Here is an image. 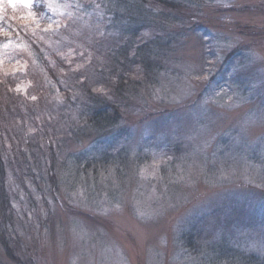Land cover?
<instances>
[{
    "label": "rangeland",
    "instance_id": "374dc122",
    "mask_svg": "<svg viewBox=\"0 0 264 264\" xmlns=\"http://www.w3.org/2000/svg\"><path fill=\"white\" fill-rule=\"evenodd\" d=\"M0 264H264V0H0Z\"/></svg>",
    "mask_w": 264,
    "mask_h": 264
},
{
    "label": "snow or ice",
    "instance_id": "6c2138e0",
    "mask_svg": "<svg viewBox=\"0 0 264 264\" xmlns=\"http://www.w3.org/2000/svg\"><path fill=\"white\" fill-rule=\"evenodd\" d=\"M8 2L12 4L13 6H15L16 3H20V4H23L27 8L32 7V0H8Z\"/></svg>",
    "mask_w": 264,
    "mask_h": 264
}]
</instances>
